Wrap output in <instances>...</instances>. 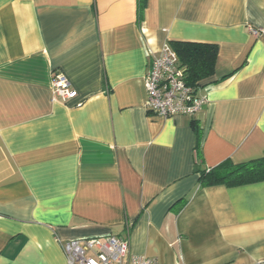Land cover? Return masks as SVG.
Returning <instances> with one entry per match:
<instances>
[{"label":"crops","instance_id":"1","mask_svg":"<svg viewBox=\"0 0 264 264\" xmlns=\"http://www.w3.org/2000/svg\"><path fill=\"white\" fill-rule=\"evenodd\" d=\"M173 40L217 46L193 116L145 108ZM263 154L264 0H0V264H68L61 242L107 233L159 264H255L264 181L198 178Z\"/></svg>","mask_w":264,"mask_h":264},{"label":"built area","instance_id":"2","mask_svg":"<svg viewBox=\"0 0 264 264\" xmlns=\"http://www.w3.org/2000/svg\"><path fill=\"white\" fill-rule=\"evenodd\" d=\"M248 29L254 36L261 32V28L249 26ZM144 84L145 108L159 116H193L208 101L207 95L199 93L200 86L186 82L185 68L169 43H164L153 55ZM50 87L53 97L61 100L77 95L69 78L61 71L53 72ZM61 248L68 264H159L155 257L132 253L128 239L112 233L63 241ZM255 264H264V259Z\"/></svg>","mask_w":264,"mask_h":264},{"label":"trees","instance_id":"3","mask_svg":"<svg viewBox=\"0 0 264 264\" xmlns=\"http://www.w3.org/2000/svg\"><path fill=\"white\" fill-rule=\"evenodd\" d=\"M137 2L140 13L145 7L146 0H137ZM169 45L185 68L186 82L189 85L201 86L202 81L213 75L217 61L215 44L173 40ZM195 150L199 162L201 159L199 143ZM260 181H264V154L241 163L224 160L212 168L199 169L198 182L201 187L213 185L235 187Z\"/></svg>","mask_w":264,"mask_h":264}]
</instances>
